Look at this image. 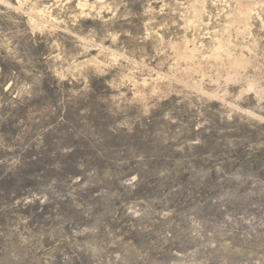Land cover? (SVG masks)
I'll list each match as a JSON object with an SVG mask.
<instances>
[{
	"label": "rangeland",
	"instance_id": "1",
	"mask_svg": "<svg viewBox=\"0 0 264 264\" xmlns=\"http://www.w3.org/2000/svg\"><path fill=\"white\" fill-rule=\"evenodd\" d=\"M0 264H264V0H0Z\"/></svg>",
	"mask_w": 264,
	"mask_h": 264
},
{
	"label": "bare ground",
	"instance_id": "2",
	"mask_svg": "<svg viewBox=\"0 0 264 264\" xmlns=\"http://www.w3.org/2000/svg\"><path fill=\"white\" fill-rule=\"evenodd\" d=\"M250 5V2L248 1L247 2V6H249ZM239 14V13H238ZM244 15V9H242V10H240V15ZM239 18H241L240 16H239ZM183 46V45H182Z\"/></svg>",
	"mask_w": 264,
	"mask_h": 264
}]
</instances>
